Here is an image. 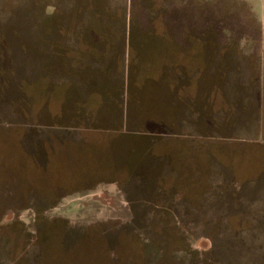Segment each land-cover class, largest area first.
<instances>
[{
	"label": "rangeland",
	"instance_id": "374dc122",
	"mask_svg": "<svg viewBox=\"0 0 264 264\" xmlns=\"http://www.w3.org/2000/svg\"><path fill=\"white\" fill-rule=\"evenodd\" d=\"M0 264H264V0H0Z\"/></svg>",
	"mask_w": 264,
	"mask_h": 264
}]
</instances>
